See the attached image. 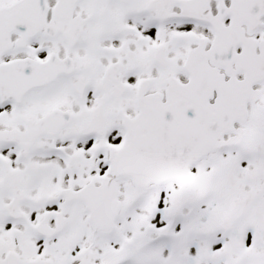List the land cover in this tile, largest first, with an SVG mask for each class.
<instances>
[{"label":"snow or ice","instance_id":"snow-or-ice-1","mask_svg":"<svg viewBox=\"0 0 264 264\" xmlns=\"http://www.w3.org/2000/svg\"><path fill=\"white\" fill-rule=\"evenodd\" d=\"M0 264H264V0H0Z\"/></svg>","mask_w":264,"mask_h":264}]
</instances>
